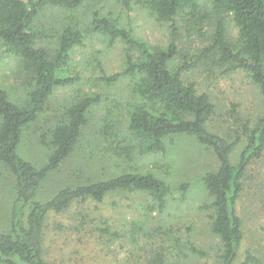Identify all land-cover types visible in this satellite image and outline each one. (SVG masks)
I'll list each match as a JSON object with an SVG mask.
<instances>
[{"label": "rangeland", "instance_id": "374dc122", "mask_svg": "<svg viewBox=\"0 0 264 264\" xmlns=\"http://www.w3.org/2000/svg\"><path fill=\"white\" fill-rule=\"evenodd\" d=\"M144 1L131 0L128 11L116 0H82L73 11L45 7L36 18L37 44L48 52L55 49L56 35L64 25L78 24L84 41L73 49L68 68V76L76 81L54 89L36 121L24 129L18 155L36 167L43 166L51 153L49 131L59 124L65 111L85 96L97 95L100 99L88 110L72 153L42 182L34 199L44 201L64 187L88 185L131 172L154 174L169 189L161 209L146 194L116 191L101 204L76 201L65 212L50 214L42 236L46 264H153L160 253L166 254L162 264H216L220 247L210 231L205 208L209 199L201 181L207 171L217 167L213 152L191 137H179L166 143L164 152L146 154L141 143L128 137L127 118L135 103L130 81L124 78L109 87L103 81L105 76L124 69V45L110 44L88 25L91 16L99 12L109 19L121 18L137 40L152 47L165 49L173 42L177 51L168 64L173 73L184 65H193V55L210 42L218 20L224 22L231 41L237 31L230 17L217 19L207 12L199 28L183 16L172 34L170 24L156 20ZM181 78L205 93L214 105L207 128L226 140L240 139L230 157L235 165L247 135L264 115L259 89L243 71L223 74L216 67L202 64L194 65ZM31 84L21 59L9 54L0 40V89L9 101L21 106L27 103ZM124 136L128 143L126 147L123 142L119 144L123 147L119 155L116 148ZM184 184L188 192L181 197L179 189ZM241 184L237 212L243 220L244 239L240 253L249 249L264 261V147L261 156L245 170ZM15 191L13 176L0 163V231L10 229ZM188 244L208 256L191 254Z\"/></svg>", "mask_w": 264, "mask_h": 264}, {"label": "trees", "instance_id": "16d2710c", "mask_svg": "<svg viewBox=\"0 0 264 264\" xmlns=\"http://www.w3.org/2000/svg\"><path fill=\"white\" fill-rule=\"evenodd\" d=\"M130 10L131 0H116ZM82 0H0V40L7 52L21 59L22 69L31 84L27 103L17 105L9 101L0 89V163L13 176L16 198L10 211V229L0 231V264H46L43 259V231L50 214H59L80 201L101 204L112 192H134L150 196L160 209L166 204L168 186L154 174L131 172L104 181L64 187L49 199L34 198L42 182L55 172L72 153L87 121V112L99 102L100 96H85L71 105L61 121L49 131L47 145L51 153L46 163L36 167L21 158L18 147L24 129L34 123L54 89L75 82L68 76L73 49L82 45L84 33L76 25H64L56 35V46L47 51L37 44L36 18L45 7H61L73 11ZM144 5L156 20L170 24L172 34L183 16L199 28L205 13L217 19L230 17L236 29L233 41L226 35L222 20L215 23L212 39L196 55L193 65L187 64L173 73L168 68L176 54L172 42L165 49L155 48L137 40L121 18L109 19L94 13L89 29L112 44L123 47L124 69L103 78L112 86L126 78L135 97L127 118L128 137L143 145V152L156 154L165 151L166 143L179 137H191L199 145L210 149L217 161L215 170L202 176V186L209 199L210 231L219 242L216 264H264L246 249L240 253L244 239L243 220L237 212L242 190L241 179L250 163L259 158L264 147V115L247 135V143L238 162H231V154L240 139L226 140L212 133L207 122L214 113V105L205 93H200L182 75L194 65L216 67L223 74L238 70L247 74L259 89L264 100V0H145ZM206 6L209 9H206ZM204 10V11H202ZM203 12V13H202ZM116 151L123 152L121 142ZM122 153H120L119 151ZM188 186L182 185L180 196L185 197ZM195 256L207 257L204 250L188 244ZM165 253H160L153 264H162Z\"/></svg>", "mask_w": 264, "mask_h": 264}]
</instances>
